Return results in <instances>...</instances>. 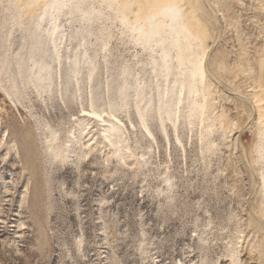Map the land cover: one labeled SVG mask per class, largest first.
<instances>
[{
	"label": "rangeland",
	"instance_id": "1",
	"mask_svg": "<svg viewBox=\"0 0 264 264\" xmlns=\"http://www.w3.org/2000/svg\"><path fill=\"white\" fill-rule=\"evenodd\" d=\"M0 264H264V0H0Z\"/></svg>",
	"mask_w": 264,
	"mask_h": 264
}]
</instances>
